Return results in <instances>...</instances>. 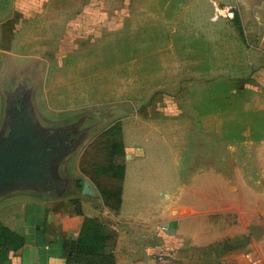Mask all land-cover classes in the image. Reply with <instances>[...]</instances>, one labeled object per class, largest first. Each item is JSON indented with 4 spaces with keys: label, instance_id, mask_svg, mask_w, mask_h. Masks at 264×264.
Wrapping results in <instances>:
<instances>
[{
    "label": "rangeland",
    "instance_id": "374dc122",
    "mask_svg": "<svg viewBox=\"0 0 264 264\" xmlns=\"http://www.w3.org/2000/svg\"><path fill=\"white\" fill-rule=\"evenodd\" d=\"M215 7L234 18L213 21ZM262 63L264 0H0V150L19 131L41 185L73 153L109 202L127 148L160 172L220 169L259 151L240 140L264 133ZM224 183L213 179L218 200Z\"/></svg>",
    "mask_w": 264,
    "mask_h": 264
},
{
    "label": "crops",
    "instance_id": "0c3cea01",
    "mask_svg": "<svg viewBox=\"0 0 264 264\" xmlns=\"http://www.w3.org/2000/svg\"><path fill=\"white\" fill-rule=\"evenodd\" d=\"M262 64L255 91L264 114ZM243 136L241 147L259 151L225 156L220 169L194 168L178 175L156 170L143 149L127 148L120 193L119 182L110 202L81 174L74 154L66 153L49 172L47 185L0 189V264H77V243L89 220L112 238L110 253H98L96 262L264 264V133L257 139ZM69 157L71 162L62 164ZM211 161H217L214 155L208 156ZM233 161L238 165H226ZM215 177L224 179L223 199L213 194ZM236 193L255 194L256 201L232 204ZM245 206L251 211L243 222L236 209Z\"/></svg>",
    "mask_w": 264,
    "mask_h": 264
},
{
    "label": "water",
    "instance_id": "95a60500",
    "mask_svg": "<svg viewBox=\"0 0 264 264\" xmlns=\"http://www.w3.org/2000/svg\"><path fill=\"white\" fill-rule=\"evenodd\" d=\"M19 134L20 132L18 131L11 139V142H5V147L0 150V189L12 185H29L33 182L36 185H41L37 180L38 176L35 174L34 169L39 166L36 162L37 160L34 159L35 161L29 164L24 163L32 157L33 150L28 141ZM43 172L46 174L45 179L47 180L49 172L52 171ZM21 177L23 180L20 182L19 179Z\"/></svg>",
    "mask_w": 264,
    "mask_h": 264
},
{
    "label": "trees",
    "instance_id": "16d2710c",
    "mask_svg": "<svg viewBox=\"0 0 264 264\" xmlns=\"http://www.w3.org/2000/svg\"><path fill=\"white\" fill-rule=\"evenodd\" d=\"M123 177V176H122ZM120 182L121 179L117 177ZM84 237L77 243V250L75 252V263L77 264H112L109 259L101 258L99 263L93 259L98 253H110L108 251L107 242L112 238L105 233L100 234L103 231L100 225L94 221L89 220L85 225ZM99 257V255H98Z\"/></svg>",
    "mask_w": 264,
    "mask_h": 264
},
{
    "label": "built area",
    "instance_id": "2783aa9c",
    "mask_svg": "<svg viewBox=\"0 0 264 264\" xmlns=\"http://www.w3.org/2000/svg\"><path fill=\"white\" fill-rule=\"evenodd\" d=\"M234 15H235V11L232 7H225V8L215 7L212 19L213 21H217L219 19L232 20L234 18Z\"/></svg>",
    "mask_w": 264,
    "mask_h": 264
}]
</instances>
